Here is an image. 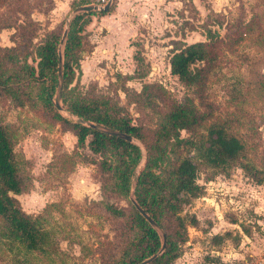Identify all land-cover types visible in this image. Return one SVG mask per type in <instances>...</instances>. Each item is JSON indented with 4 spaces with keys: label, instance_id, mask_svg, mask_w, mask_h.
Returning <instances> with one entry per match:
<instances>
[{
    "label": "rangeland",
    "instance_id": "rangeland-1",
    "mask_svg": "<svg viewBox=\"0 0 264 264\" xmlns=\"http://www.w3.org/2000/svg\"><path fill=\"white\" fill-rule=\"evenodd\" d=\"M65 1L0 0V59L9 55L5 49H14L10 56L27 57L35 67L37 47L52 35L60 40L72 21L74 9ZM110 14L114 19L108 21L98 16L104 20H97L94 36L87 28L81 33L70 95L145 134L174 102L191 101L205 117L200 126L181 131L182 138L224 125L244 145L245 159L224 171L199 165L196 181L203 192L180 214L195 216L199 225L187 227L179 258L183 264H264V182L255 179H264V0H115ZM105 25L129 33L123 48L130 53L105 52L102 46L95 52L94 45L107 39ZM197 42H211L215 52L201 96L169 67L175 52ZM134 56L143 61L139 72ZM148 84L162 89L164 97L155 96L156 90L142 93ZM40 88L30 84L17 97L2 94L0 120L14 137V152L28 177L27 190L15 198L24 213L43 216L58 249L49 257L0 237V264H112L134 237L127 217L116 218L106 208L127 212L125 201L101 191L119 152L79 148L74 131L44 109ZM190 155L199 161L195 151ZM243 165L254 170L248 173ZM226 232L229 237L213 240Z\"/></svg>",
    "mask_w": 264,
    "mask_h": 264
},
{
    "label": "trees",
    "instance_id": "trees-1",
    "mask_svg": "<svg viewBox=\"0 0 264 264\" xmlns=\"http://www.w3.org/2000/svg\"><path fill=\"white\" fill-rule=\"evenodd\" d=\"M85 3H75L72 10ZM115 0L110 8L113 9ZM105 13L92 12L77 15L70 23L63 58V93L62 105L70 115L90 121L104 127L128 134L137 139L144 148L145 162L142 170L136 175V168L141 161L140 149L124 140L87 128L72 120L61 117L54 109L53 98L57 87L59 37H52L39 45L35 51L36 66L28 63L27 57L11 55L14 49H5L9 55L0 59V98L2 94L17 97L22 88L30 84L41 85L38 99L44 109L60 119L76 136L79 148L87 147L92 153H101L110 147L119 153L109 170V176L102 184L101 191L120 197L128 206L116 209L106 204L107 210L116 218L127 217L129 230L133 238L122 250L112 264H139L157 254L162 246V239L156 229L137 211L130 200L132 182L135 181L133 197L140 208L157 224L166 238L163 253L150 264H173L179 258V247L186 241L187 227H198L195 216H181L183 207L198 198L203 187L197 184L199 165L224 171L242 163L245 159L244 145L228 132L224 125H210L207 135L195 139L182 138L181 131H191L200 126L205 117L198 112L195 105L188 101L184 104L169 105L156 127L145 134L139 127L128 120L112 118L101 111L99 106H91L75 100L70 95L69 86L75 78L76 54L83 44V35L92 15ZM211 42L189 44L175 52L170 60V74L177 77L185 86L196 88L201 96L207 80L209 65L214 59ZM1 52V50H0ZM2 58V57H0ZM137 72L143 69V61L135 57ZM8 61L13 62L8 67ZM203 64V65H199ZM208 64V66H207ZM143 78V73L137 74ZM146 90L158 92L155 96L164 97L162 89L144 85ZM151 103V94L146 98ZM185 153L184 154V151ZM196 152V162L190 155ZM184 154V155H183ZM242 167L251 173L254 169L248 165ZM22 162L14 152V137L9 128L0 120V237L9 242H18L27 252H39L54 255L58 249L52 235L47 231L42 215H28L23 212L15 195H20L28 188V177L23 172ZM257 175V174H256ZM258 184L264 179L255 177ZM230 233L216 235L213 240H224Z\"/></svg>",
    "mask_w": 264,
    "mask_h": 264
},
{
    "label": "water",
    "instance_id": "water-1",
    "mask_svg": "<svg viewBox=\"0 0 264 264\" xmlns=\"http://www.w3.org/2000/svg\"><path fill=\"white\" fill-rule=\"evenodd\" d=\"M113 2H114V0H109L107 5L105 7H102V8H96V7H90V6L78 7L71 12V14L69 15V19L73 20L77 15H80L83 13H92V12L107 13L110 10ZM69 24L70 23H68V25L64 29V32L62 34V37L60 39L59 46H58V73H57V87H56L55 98H54V102H53L54 108L58 112L66 113L69 116L70 120H72L76 123H79V124H81L87 128L92 129V130H96L98 132L104 133V134L109 135L111 137H115V138L124 140L128 143H131V144L137 146L140 149L141 155H142L140 164L137 166L136 172H135L136 176H138V174L142 170V167H143L144 162H145V151H144V148L142 147V144L137 139H135L134 137H132L128 134H125V133L104 127L102 125H99V124H96V123H93L90 121H86L83 119L76 118V117L70 115L68 112H66V110L63 109V107H62L61 103H62V93H63V70H64L63 69V58H64V50H65V45H66V41H67V36H68V32H69V26H70ZM141 165H142V167H141ZM134 185H135V181L132 182V190H131V195H130V200H131L132 204L135 206L137 211L148 221V223L154 229H156L158 231V233L162 239V246H161L159 252L157 254L151 256L150 258L142 261L141 263H139V264H150L153 260H155L157 257H159L163 253V251L165 249L166 238H165L164 233L157 226V224L136 203V201L133 197Z\"/></svg>",
    "mask_w": 264,
    "mask_h": 264
},
{
    "label": "crops",
    "instance_id": "crops-1",
    "mask_svg": "<svg viewBox=\"0 0 264 264\" xmlns=\"http://www.w3.org/2000/svg\"><path fill=\"white\" fill-rule=\"evenodd\" d=\"M80 2H83V3H85L84 5H82V6H87V3H86V1H83V0H66L64 3L65 4H70V9H72V6L75 4V3H80ZM82 6H80V7H82ZM117 9V8H116ZM109 11H111V10H109ZM109 11L107 12V13H109ZM107 13H105L104 14V16L106 17V18H108L107 19V21L108 20H110V19H114V18H112V16L111 15H113V14H110V15H107ZM114 13V12H113ZM99 15H92L91 16V21H90V23H89V25H87L86 26V28H87V32L88 33H93L92 34V36H94L95 34H96V28H97V20L99 19V20H104V19H102L103 17H98ZM115 22H117V24L114 26L115 28H117L118 27V25H119V23H118V20H114ZM99 24V23H98ZM108 24V23H107ZM108 26V25H107ZM106 25H105V27H101V28H104L106 31H107V33H108V36H107V39H106V43L104 42V40L105 39H103V40H101V42H102V44L101 45H97V46H95L94 45V50H95V52H96V50H98L99 48H101V46L103 47V48H105V49H103L105 52H108V51H110V50H115V52H121V51H123V49H125L126 51H127V53H130L131 52V48L129 47V48H123L124 47V42H125V40L124 39H127L126 37H125V35L126 36H129L128 34H127V32H124V33H126L125 35H122L121 33H119V32H114V31H112L111 32V30L110 29H108V27H107ZM85 28V29H86ZM90 28V29H89ZM94 28V29H93ZM93 30H95V31H93ZM129 30V29H128ZM116 31V30H115ZM130 31V30H129ZM116 34H117V36H118V38H117V36H116ZM123 53V52H122ZM182 262V264H183V258H178V260H176L174 263L175 264H180Z\"/></svg>",
    "mask_w": 264,
    "mask_h": 264
},
{
    "label": "built area",
    "instance_id": "built-area-1",
    "mask_svg": "<svg viewBox=\"0 0 264 264\" xmlns=\"http://www.w3.org/2000/svg\"><path fill=\"white\" fill-rule=\"evenodd\" d=\"M85 1L87 3V6L102 8L107 5L109 0H85Z\"/></svg>",
    "mask_w": 264,
    "mask_h": 264
}]
</instances>
